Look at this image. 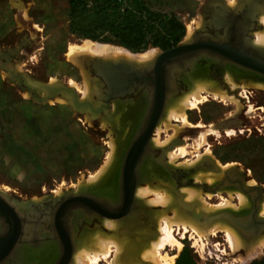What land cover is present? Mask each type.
<instances>
[{
	"label": "rangeland",
	"instance_id": "obj_1",
	"mask_svg": "<svg viewBox=\"0 0 264 264\" xmlns=\"http://www.w3.org/2000/svg\"><path fill=\"white\" fill-rule=\"evenodd\" d=\"M205 1L207 0H156L150 5L153 10L174 16L183 24L185 34L181 42H184L190 39L197 27H201L200 8ZM225 2L237 4V0ZM67 14V0H0V47L14 46L20 41L26 43L20 60L16 62V70L22 74L24 86L35 90L40 97L45 94L35 88L34 84H61L73 88L70 86L73 82L75 84L73 89L82 99L85 90L84 75L88 78V86L92 93L88 72L82 63L78 66L67 60L68 46L84 42L83 39L69 33ZM262 28L261 25L254 34L257 36V33L263 32ZM255 35L251 37L252 42L256 39ZM150 50L157 53L160 49L149 48L146 51ZM234 74L238 83L234 91L225 82V71L222 81L227 88L222 86V83L209 79L205 74L196 76L202 75L219 84L217 87L225 91L228 97L234 96L233 98L238 99L243 106L238 114H234L235 108L230 103L214 100L202 94L205 101L196 109L186 112L189 125L183 127L180 122H171V126L177 127L180 132L174 135L173 130L168 129L165 132L162 127L159 139L164 142L173 136L171 143L182 141L174 148L186 147L187 155L179 158L175 164L196 163L197 156H200L201 159L208 157L221 166L238 169L244 183L253 182L251 186L260 188L262 199L258 204L259 211L261 204L264 205V90L255 88L254 80ZM193 79L194 76L188 90L173 101L180 100L191 91ZM50 80L55 81L51 83ZM90 96L86 100H91ZM116 104L122 107L123 114L118 112L119 116L112 126L109 123L111 120L109 115ZM128 104L113 102L111 111L99 117H93L90 113L88 115L87 112L83 115L74 111L63 97L46 103H37L31 94L22 91L15 83H10L7 73L0 71V191L11 201L38 199L49 194L58 196L67 191L82 192L78 189V184L84 183L88 177L95 175L103 167L111 152L110 143L116 145L119 156L128 135L130 120L132 121L130 117L134 115L135 106ZM249 107L251 113L248 114ZM102 118L107 121L106 126L101 124ZM211 126L216 127L215 132H209ZM158 160V156L147 158L143 166L144 171L140 173L138 186H145L144 180L149 177L151 188L157 187L162 190L164 187H172L173 193L177 195L182 187L174 190L168 174L157 164ZM165 164L167 165V158ZM150 166L155 168V173L147 175L146 169ZM191 168L193 167L189 169ZM198 171L190 177L192 182L196 183L195 176L198 173L205 172ZM218 178L220 179V176ZM188 186L200 189L195 184ZM200 190L208 207L221 204L222 199L228 200V192L232 193V204L238 206L234 189L218 190L214 194L202 188ZM208 193L211 194V198H207ZM160 209L162 208L146 206L147 214L154 225L152 232H156L157 228L151 213ZM169 216H172L171 213ZM129 217L115 221L124 222L130 220ZM139 220L135 222V231H125L124 234L128 238L145 228L148 229L145 223L137 224ZM93 230L106 232L110 236L114 234V231L107 229L101 221V226H93L82 233L75 243V248L78 242L87 236V233L94 232ZM174 236L181 244V250L177 252L176 249L166 247L164 251L169 256H176L174 264L182 252L188 253L195 264L241 263L239 254H231L222 234L203 240L202 248L201 243H194L195 239L189 232L183 234L182 231H175ZM111 254L107 261L100 260L98 264H108ZM263 256L264 254L253 261H258Z\"/></svg>",
	"mask_w": 264,
	"mask_h": 264
},
{
	"label": "bare ground",
	"instance_id": "obj_2",
	"mask_svg": "<svg viewBox=\"0 0 264 264\" xmlns=\"http://www.w3.org/2000/svg\"><path fill=\"white\" fill-rule=\"evenodd\" d=\"M227 5L229 7H234L236 4L227 2ZM258 20V22L263 26V32L257 33V36L255 35L256 33L254 34L256 39L252 42V44L254 47L264 51V10L259 16ZM190 34L191 33L189 32L188 36H190ZM155 55H157L155 50L133 54L121 47L84 41L79 45H69L66 56L70 63L80 66L84 57L86 56L112 61L127 60L136 64L144 65L152 61ZM234 76V72L225 71V82L233 91L234 89L236 90V87L238 86ZM50 81L53 83L55 80ZM214 82L208 80L202 75L198 77L195 75L194 79L192 80L191 91L185 94L180 100H172L173 102L169 103V105L165 107L163 116L155 128V136L153 135L154 138L151 141L154 149H165L168 145H170L171 139H173L172 136V138L170 137L164 142L160 141L159 134L162 133V127L164 128V131L171 129L174 131V135H177L180 132V129L174 126L172 127L171 122H180L183 127L189 125L186 112L196 109L205 101V97H203L202 94L211 97L214 100L230 103L235 108V115L242 110L243 106L239 103L240 101H238L236 98H233L234 96L228 97L225 91H222L217 87L219 84L217 85ZM255 82V84L253 83L255 88L264 90L263 83L258 81ZM70 86L74 88L75 84L71 82ZM83 86H85V90L82 95V101H85L88 96H90L89 93L91 90L88 86V78L85 75ZM242 88L244 89V86ZM92 104L94 109L86 108L82 111L87 112L88 115L89 113L92 116L98 115V109L100 106L96 105L94 102H92ZM135 108L136 107H133V111H135ZM104 111L105 110H103V112ZM121 111L122 107L116 104L113 106L111 114H108L109 118L111 119L109 123L112 126H114V121L117 119V116H119L118 112L123 114ZM247 113H251V107L248 108ZM131 116L132 117L130 118H133L134 115ZM106 122L107 121L102 118L101 124L103 126H106ZM215 130L216 127L211 126L209 132H215ZM109 147L111 152L108 155V158H106L107 161L103 167L100 168V170L95 175L88 177L84 183L78 184V189L82 190V192L84 191L85 194L95 191V189L102 186L104 184L103 182L112 176V173L115 170L114 167L118 162V149L114 143H110ZM187 153L188 151L186 147L173 148L172 150L166 152L165 157L167 158V165L173 168L187 170L190 167H194L195 164L201 161V157L197 156V160L195 161L196 163L185 162L182 164H175L179 158L181 159L187 155ZM216 165L218 167V171L216 172L202 171L198 173V175L195 176L196 183L202 182L209 187L213 186L215 182L219 180L218 177H221L223 172L229 169V166H221L218 162H216ZM150 173H155V168L153 166L147 167L146 169V174L150 175ZM149 179L150 178L148 177L144 180L145 186L136 187L134 197L135 199L142 201L145 206L150 208L158 207L162 209L153 211L151 213V218L156 223V236L154 239L149 240L147 247L142 250L140 254L141 261L148 264H174L176 256H169L168 254L164 253V251L166 247L170 249H176L177 252L181 250V244L175 239L174 236L175 231H182L183 234L189 232L190 236L195 239V244L196 242L201 243V248L203 246V240H207L209 237H216V235L222 234L226 245L231 251V254H239V261L242 264H248L264 254V231L258 237H256L255 240L250 241V238L241 233L226 217L223 216V214L226 212L238 214L251 208L250 200L243 193L235 191L234 195L238 200V206L232 204V193L228 192V200L222 199L221 204L208 207L205 204V200L202 198L203 195L201 196V188H189V186L182 187L181 191L175 195L173 193L172 187H164L165 189L162 190L157 187L151 188L149 185ZM253 184V182L249 183V185ZM211 197V194L208 193L207 198ZM262 205L263 204H261V206ZM261 206L259 207L260 209L258 211V215L260 216H262V212H264V205L262 207ZM141 211H143V208L134 205L132 214L129 217L130 220L124 222H121L123 220H119L120 222L117 223L115 220L118 219H102L103 225L107 229L114 231V234L110 236L106 232L99 230H93L94 232H91L90 234L87 233L88 235L78 242L76 248L74 244V250L69 264H98L100 260L107 261L111 253V260L108 261V264H140V262L138 263V261H134L129 257L126 258L125 253H128L129 251L134 250L143 244V239H138V242H134L137 239V236L142 234H147L149 236L153 235L152 230L148 226L149 230L147 228H143V231L135 233L136 235L134 234L132 238H130L131 236L128 238L124 233H126L125 231L127 230L135 231V222L141 218ZM169 213H171V217L169 216ZM72 224L73 222L71 221L70 225L72 226ZM256 226L257 230L259 225ZM246 227H248V225H246ZM23 254H25V249H19L16 251L15 257H22Z\"/></svg>",
	"mask_w": 264,
	"mask_h": 264
},
{
	"label": "flooded vegetation",
	"instance_id": "obj_3",
	"mask_svg": "<svg viewBox=\"0 0 264 264\" xmlns=\"http://www.w3.org/2000/svg\"><path fill=\"white\" fill-rule=\"evenodd\" d=\"M259 5L253 7L246 6V0H237L236 6L229 7L225 3V0H223V5L214 2V0L205 1L201 7L203 13L202 25L195 29L193 33L194 41L197 43L210 41L205 36H211L212 39L220 41L221 37L225 35L227 37L226 44L232 48L239 49L243 47L246 45V40L252 42L251 37H254L255 31L261 28L258 22L260 14L257 13ZM25 47L26 43L23 41L14 46L0 47V71L6 70L16 76L22 75L16 70V62L20 60ZM162 52L166 51L159 50L154 59L148 62L150 63L149 66L136 70L134 75L126 80L129 86L124 89L120 97L108 102L107 110L93 116L99 117L104 113L110 112L113 102L129 103L128 105L132 104L136 107L115 169L117 166H120L123 160L124 151L128 147L127 143L145 136V130L148 125L147 117L152 113L158 87L162 89L159 100L162 101L160 104L164 110L172 100L178 98L188 90L191 78L197 74L202 73L213 81L224 83L222 76L226 70L213 61L199 62L195 65L194 69L186 68L184 64L177 62H168L158 67L156 58ZM88 59H93V61H88ZM95 59L100 58L86 56L82 61V65L88 72L92 87L91 95L96 99L105 96L106 87H101L103 81L96 76L93 70ZM193 72H195L194 75L192 74ZM230 72H234L239 77L246 79L245 73L238 71ZM8 79L10 81L9 75ZM13 81L17 85L18 80L16 77H13ZM22 85L26 87L24 86L23 79ZM80 100L82 101L81 98ZM91 102L94 101L91 100ZM94 103L99 105L96 101ZM101 104L104 105V101ZM154 131L155 129L148 140V145L152 149L150 141L154 135ZM143 171L144 169L136 173L135 178L138 179V183L140 181V173ZM117 174L118 171L117 173L113 172L112 176L102 186L95 189V191L86 193L95 206L103 208L108 213H111L112 216H118L122 213L121 209H116V206L114 208V205H117L123 196V191L117 184ZM247 184L251 186L249 183ZM47 196L51 198H44V196L38 199L11 201L0 191V264H63L65 255L73 253L74 244L82 233L86 229L90 230L93 226H101L102 220H99L94 212H92L91 207L94 206H87L83 203H71L66 194L62 193L58 196L52 194ZM30 200L35 201V203L32 205L26 204ZM127 217L124 215L115 219ZM140 217L141 219L137 224L145 223L152 229L153 223L147 215V210L146 213L141 211ZM257 217L264 219L260 215H257ZM71 221L73 222L72 226L70 225ZM149 221L151 222L149 223ZM64 244L66 245L65 247ZM19 249H25L23 258L20 256L18 258L15 257V253Z\"/></svg>",
	"mask_w": 264,
	"mask_h": 264
},
{
	"label": "water",
	"instance_id": "obj_4",
	"mask_svg": "<svg viewBox=\"0 0 264 264\" xmlns=\"http://www.w3.org/2000/svg\"><path fill=\"white\" fill-rule=\"evenodd\" d=\"M214 2L223 5V0H214ZM255 5H259L257 13L260 14L264 10V0H246V6L253 7ZM200 15L203 16L201 8ZM214 26L216 27L215 24ZM205 37L210 41L197 43L194 41V36L192 34L188 41L180 42L174 48L166 52L159 53L158 57L156 58L157 66L161 67L168 62H177L184 64L186 68L189 67V69H194L195 65L199 62L213 61L226 71H238L245 73L246 77L254 78V81L257 80L264 84L263 50L254 47L252 42L249 40H246V45L243 47L234 49L230 45L226 44L227 37L225 35L221 37L220 41L212 39L211 36ZM90 60L93 61V59H88V61ZM149 65L150 63L138 65L127 60L112 61L95 59L93 63V70L96 76L103 81V85H101V87H106L105 96L103 98L95 99L93 95H91L90 98L92 101L98 102L100 106L98 113L108 109V102L110 100L118 98L123 94L124 89L129 86V83L126 80L134 75L136 70ZM4 71L10 76L11 83H15V81H13V77H16L18 80V87L22 91H26L31 94L32 99L37 103H46L49 100H55L58 97H63L67 99L70 106L77 113L86 115L84 114V111H82L83 109H94L91 100L81 101L73 88L66 87L61 84H34L35 88L39 89L45 94L44 96L40 97L35 90H32L29 87H23L22 75L16 76L15 74H11L6 70ZM194 73L195 72L192 74L194 75ZM222 86H225V84L223 83ZM157 90L158 96H155L152 113L149 115V117H147L148 125L145 130V136L141 139L128 142V147L124 151V157L119 166L120 168L117 166L115 169L114 167V173H117L118 171L117 184L123 191L121 200L117 203V205H114V208L116 206V209H121L122 213L118 216H112L111 213H108L103 208L95 206V204L88 198V195L84 194V191L80 193L79 191L78 193L67 191L66 193L62 194H66L69 202L71 203H83L87 206H94L91 207L92 212H94L99 220H102V218L115 219L124 215L130 216L133 209L132 205L134 204L138 205L140 208H143V211L146 213V206L134 197V193L138 185V179L135 178L136 171L138 172L143 170L142 166H144V161L147 160L148 156L157 155L159 157L157 164L160 165V167L168 174V179L172 181V186L176 191L181 187H186L188 185L193 186L195 184V186H199L203 190L210 191L212 193H216L218 190L234 189L246 195L252 204L250 210L238 214L226 212L223 214V216L226 217L241 233L250 238V241L255 240V238L264 231V219L257 217L258 204L262 199V192L259 187L246 185V183L243 182V177L240 171L235 167H231L224 171L220 179L211 187L192 182L190 177H192V175L198 170L214 172L218 171L216 163L208 157H204L201 159L198 165L191 169L184 170L173 168L165 164V154L177 145H180L182 141H173L165 149H152L148 145L149 137L158 124L164 111L160 104L162 101L159 100L162 89L161 87H158ZM102 101H104V105L101 104ZM185 176H187V178H182ZM44 198L51 197L45 196ZM34 203L35 201L32 200L26 202V204L31 205ZM150 222L151 221H149V223ZM246 225H248V227H246ZM256 225H259L257 230ZM151 228H154V225ZM152 234L153 235L150 236L147 234L137 236V239L134 242H138V239H143L144 242L138 248L125 253L126 258L129 257L134 261H138V263L140 262V264H148L141 261L140 254L142 250L147 247L148 241L155 238L156 232H153ZM65 246L66 245L64 244V247ZM71 255L72 253L65 255V261L63 264L70 263Z\"/></svg>",
	"mask_w": 264,
	"mask_h": 264
},
{
	"label": "trees",
	"instance_id": "obj_5",
	"mask_svg": "<svg viewBox=\"0 0 264 264\" xmlns=\"http://www.w3.org/2000/svg\"><path fill=\"white\" fill-rule=\"evenodd\" d=\"M156 0H67L71 35L95 43L143 53L149 48L168 51L184 37L183 24L151 8ZM175 264H195L182 252ZM250 264H264V256Z\"/></svg>",
	"mask_w": 264,
	"mask_h": 264
}]
</instances>
